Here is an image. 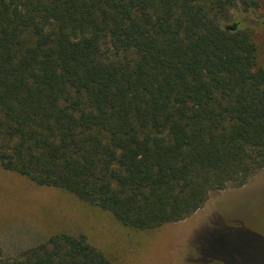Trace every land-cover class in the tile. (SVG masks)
Wrapping results in <instances>:
<instances>
[{"label": "trees", "instance_id": "trees-1", "mask_svg": "<svg viewBox=\"0 0 264 264\" xmlns=\"http://www.w3.org/2000/svg\"><path fill=\"white\" fill-rule=\"evenodd\" d=\"M264 0H0V167L140 231L264 169ZM264 23V22H263ZM0 264H114L56 233Z\"/></svg>", "mask_w": 264, "mask_h": 264}, {"label": "rangeland", "instance_id": "rangeland-1", "mask_svg": "<svg viewBox=\"0 0 264 264\" xmlns=\"http://www.w3.org/2000/svg\"><path fill=\"white\" fill-rule=\"evenodd\" d=\"M230 17L251 28L264 51V6L239 5ZM56 233L84 236L114 264H264V169L241 188L211 193L187 219L140 231L63 190L37 186L0 167L2 259L16 258Z\"/></svg>", "mask_w": 264, "mask_h": 264}]
</instances>
